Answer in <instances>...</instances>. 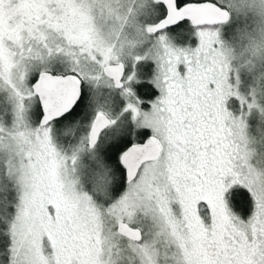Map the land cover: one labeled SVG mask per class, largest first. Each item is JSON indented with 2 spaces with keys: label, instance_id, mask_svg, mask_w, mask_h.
Segmentation results:
<instances>
[{
  "label": "snow or ice",
  "instance_id": "1",
  "mask_svg": "<svg viewBox=\"0 0 264 264\" xmlns=\"http://www.w3.org/2000/svg\"><path fill=\"white\" fill-rule=\"evenodd\" d=\"M255 18L264 0H0V264H264Z\"/></svg>",
  "mask_w": 264,
  "mask_h": 264
},
{
  "label": "clouds",
  "instance_id": "2",
  "mask_svg": "<svg viewBox=\"0 0 264 264\" xmlns=\"http://www.w3.org/2000/svg\"><path fill=\"white\" fill-rule=\"evenodd\" d=\"M251 24V35L246 32V39H249L251 42L259 44L264 43V34L261 33V27H264V21H261L259 18H255L250 21Z\"/></svg>",
  "mask_w": 264,
  "mask_h": 264
},
{
  "label": "rangeland",
  "instance_id": "3",
  "mask_svg": "<svg viewBox=\"0 0 264 264\" xmlns=\"http://www.w3.org/2000/svg\"><path fill=\"white\" fill-rule=\"evenodd\" d=\"M248 78H249V81H248V83L250 82V84L252 83V77H251V75H249L248 73H241V80H242V83L245 81L246 82V80H248ZM249 86V85H248ZM247 85H244V87L245 88H247L248 87Z\"/></svg>",
  "mask_w": 264,
  "mask_h": 264
},
{
  "label": "trees",
  "instance_id": "4",
  "mask_svg": "<svg viewBox=\"0 0 264 264\" xmlns=\"http://www.w3.org/2000/svg\"><path fill=\"white\" fill-rule=\"evenodd\" d=\"M248 81H249V78H248V80H246V82L244 81L242 84L248 86V85H250V82L248 83Z\"/></svg>",
  "mask_w": 264,
  "mask_h": 264
}]
</instances>
